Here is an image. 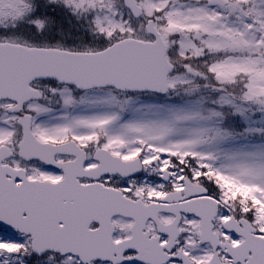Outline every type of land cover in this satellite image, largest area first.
<instances>
[{
    "label": "snow or ice",
    "instance_id": "obj_1",
    "mask_svg": "<svg viewBox=\"0 0 264 264\" xmlns=\"http://www.w3.org/2000/svg\"><path fill=\"white\" fill-rule=\"evenodd\" d=\"M0 264H264V0H0Z\"/></svg>",
    "mask_w": 264,
    "mask_h": 264
}]
</instances>
